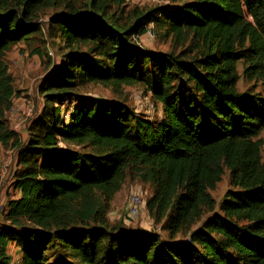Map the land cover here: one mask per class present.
Here are the masks:
<instances>
[{
  "label": "trees",
  "instance_id": "obj_1",
  "mask_svg": "<svg viewBox=\"0 0 264 264\" xmlns=\"http://www.w3.org/2000/svg\"><path fill=\"white\" fill-rule=\"evenodd\" d=\"M124 5L0 0V143L17 151L0 264L11 263V245L19 264H264V0ZM48 8L61 10L45 35L38 19ZM148 32L173 50L138 47ZM38 36L60 59L22 141L6 125L16 92L5 57ZM240 64L259 90L239 91ZM88 85L141 87L161 114L152 120L120 102H73ZM226 171L231 190L218 205L211 192ZM137 178L154 188L150 217L178 242L110 225L115 196Z\"/></svg>",
  "mask_w": 264,
  "mask_h": 264
},
{
  "label": "rangeland",
  "instance_id": "obj_2",
  "mask_svg": "<svg viewBox=\"0 0 264 264\" xmlns=\"http://www.w3.org/2000/svg\"><path fill=\"white\" fill-rule=\"evenodd\" d=\"M125 3L126 12L137 8L140 11L151 10L159 6L170 4V0H123ZM78 9H82L88 0H71ZM48 8L40 13L38 22L44 26L45 35H47V22L49 17L55 12L60 11ZM154 30V26L149 27ZM46 40L47 44L43 41ZM136 45L147 51L155 53H169L173 50L170 40H166L157 34L148 32L136 39ZM40 48L43 55L32 54V52ZM51 57V63L48 60ZM59 56L57 54V47L50 45V40L46 37H35L30 45L21 43L15 46L5 57V62L8 66L9 73L13 78V86L15 89V97L12 100L10 109L6 112V125L8 130L15 133L26 141L29 138V133L40 116L43 108L44 100L40 94V86L45 79L58 66ZM238 73L240 80L238 82V89L241 92H246L256 87L254 83H250L244 78L242 65L238 66ZM85 98L95 100H106L110 102L124 103L134 114L143 115L157 119L160 116V108L154 104L151 94L147 93L141 87H123L120 89H113L105 85H88L81 88L77 97L73 100H83ZM264 143V131L260 136ZM17 151L10 146H3L0 143V203H7L9 199L15 196L14 190L11 187V175L17 169ZM229 172L226 171L222 181L216 186V189L211 192V195L216 200L218 205L224 200L225 194L231 190L229 183ZM141 188L144 193L145 202L153 194V186L149 183L142 182L140 179H129L123 186L122 190L115 196L107 213V218L112 227L119 230V234L135 233V232H149L158 234L163 241L176 243L180 237H171L166 224L156 223L149 215L146 206L142 214L130 222L124 221V213L127 201L130 197L132 188ZM3 216L0 221H3ZM182 239V238H181ZM19 252V250H18ZM55 262L51 260L52 264Z\"/></svg>",
  "mask_w": 264,
  "mask_h": 264
},
{
  "label": "built area",
  "instance_id": "obj_3",
  "mask_svg": "<svg viewBox=\"0 0 264 264\" xmlns=\"http://www.w3.org/2000/svg\"><path fill=\"white\" fill-rule=\"evenodd\" d=\"M146 202L144 200V193L141 188H132L130 191V197L126 204V209L124 213V221L130 222L138 218L143 210L145 209ZM6 213V204L0 203V217ZM19 258L12 257L10 264H19Z\"/></svg>",
  "mask_w": 264,
  "mask_h": 264
},
{
  "label": "crops",
  "instance_id": "obj_4",
  "mask_svg": "<svg viewBox=\"0 0 264 264\" xmlns=\"http://www.w3.org/2000/svg\"><path fill=\"white\" fill-rule=\"evenodd\" d=\"M18 197L19 196L15 197V198H18ZM18 250L19 249L16 246L11 245L9 247V251H10V254H11L12 257H16V258H19L20 257V253L18 252Z\"/></svg>",
  "mask_w": 264,
  "mask_h": 264
}]
</instances>
